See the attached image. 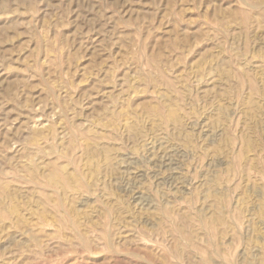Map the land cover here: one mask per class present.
Wrapping results in <instances>:
<instances>
[{
	"label": "rangeland",
	"instance_id": "1",
	"mask_svg": "<svg viewBox=\"0 0 264 264\" xmlns=\"http://www.w3.org/2000/svg\"><path fill=\"white\" fill-rule=\"evenodd\" d=\"M0 264H264V0H0Z\"/></svg>",
	"mask_w": 264,
	"mask_h": 264
},
{
	"label": "bare ground",
	"instance_id": "2",
	"mask_svg": "<svg viewBox=\"0 0 264 264\" xmlns=\"http://www.w3.org/2000/svg\"><path fill=\"white\" fill-rule=\"evenodd\" d=\"M129 128V127H128ZM131 128V127H130ZM132 129V128H131ZM135 129V128H134ZM131 132V131H130ZM153 137V136H152ZM138 138V137H137ZM166 139V138H165ZM158 140V139H157ZM142 141V142H141ZM141 143H139V148L141 149V150H143V152H142V156L143 157H145L147 160H148V162L149 161H153V163H159V164H162V165H164V164H166V165H168L167 164V162H166V158H164L163 156H157L156 155V150L155 149H157L158 147H163V146H161L163 143V141L162 140H160V141H156L155 139H153V138H150V137H148V136H146V137H144V138H142L141 139ZM162 141V142H161ZM127 158V157H126ZM159 164H157V166H159L160 167V165ZM154 165V164H153ZM127 168L128 167H126V170H127ZM161 179V178H160ZM159 179V180H160Z\"/></svg>",
	"mask_w": 264,
	"mask_h": 264
}]
</instances>
